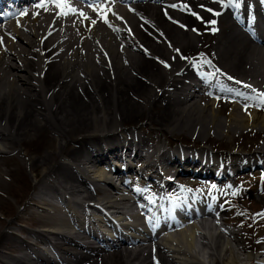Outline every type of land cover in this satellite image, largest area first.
Wrapping results in <instances>:
<instances>
[{"label":"bare ground","instance_id":"obj_1","mask_svg":"<svg viewBox=\"0 0 264 264\" xmlns=\"http://www.w3.org/2000/svg\"><path fill=\"white\" fill-rule=\"evenodd\" d=\"M244 2L235 9L212 0H100L68 18L39 14L34 5L11 10L0 26V155L19 159L33 187L16 210L0 172V264H259L257 254H238L246 248L215 218L178 224L158 241L151 216L165 191L173 199L174 171L185 182L222 169L220 154L172 149L171 137L195 134L206 146L212 135L229 138L253 125L264 131V108L246 99L252 89L264 93V27L249 33L254 39L238 33L241 23L249 26ZM98 4L112 27L92 11ZM172 4H187L204 22ZM250 10L249 22L262 24V8ZM212 19L215 34L205 23ZM225 80L237 89L217 91ZM27 144L34 156L24 159ZM245 162L220 176L250 171ZM110 170L131 172L125 191Z\"/></svg>","mask_w":264,"mask_h":264},{"label":"rangeland","instance_id":"obj_2","mask_svg":"<svg viewBox=\"0 0 264 264\" xmlns=\"http://www.w3.org/2000/svg\"><path fill=\"white\" fill-rule=\"evenodd\" d=\"M225 117L226 116H224L223 113L218 115V118L221 121H225ZM134 122L135 121H131L130 123L133 124ZM139 124H143V122L138 123V125ZM127 127L131 126L128 125ZM153 128L157 129L156 127ZM231 133L232 134L229 138L212 135L205 143L206 146H203V143H201L202 139L197 138L195 134H192V137L181 136L180 139H175L174 141L169 140L166 136L160 133H158V137L159 142L162 145L163 143L164 145L166 144V137L173 143L184 144L193 149L204 147L211 152L222 154L226 159L230 158L234 161L240 158L243 159L244 157H248L252 160V156L256 154L260 155V161H264V151H260L264 145V131L262 132L257 125L246 128V130L244 129L240 133H235V131H232ZM32 148L33 146L31 144H27L21 149V155L24 159L34 156V154H32ZM26 152L28 156L26 155ZM237 155L240 157H235ZM0 159L3 161H0L3 163V166L0 167V172H7L8 176L6 177V180L13 188L12 197H7V195L5 197L8 198L9 206L17 210L19 202L31 193L33 187L31 180L32 172L25 169L19 159L10 158L9 155H0ZM37 172L40 173L39 170ZM246 173L252 175L248 176L247 174L244 178L239 177ZM240 175H237L234 178V181L231 179L223 180L225 179L223 178L219 180L214 187H198L197 190L199 193L203 194L214 193L218 197L221 201L220 204L224 206V213L221 216V219L224 221V223L221 224L222 227L226 231L231 232L233 231V228L235 229L238 227L235 235L239 238L241 243L252 252L254 248L260 249L262 244L260 242L264 240V218L257 215L258 213L264 212V167L258 170L256 167H253L250 171H245L240 173ZM190 181L191 180H188V182ZM184 184L185 182L176 178L172 183L171 188H177L178 186L179 188H182ZM182 191L188 193L186 189H182ZM233 192L237 193V195H232ZM2 207L4 213L5 211L10 212L7 207ZM1 216L2 215L0 214V217ZM229 240L232 241L231 239ZM258 242L259 247L255 246V243ZM237 252L238 254L244 255L249 251Z\"/></svg>","mask_w":264,"mask_h":264},{"label":"snow or ice","instance_id":"obj_3","mask_svg":"<svg viewBox=\"0 0 264 264\" xmlns=\"http://www.w3.org/2000/svg\"><path fill=\"white\" fill-rule=\"evenodd\" d=\"M213 3H216L219 5L220 8H235V9H239L241 7V0H212ZM49 5H51L52 8L54 9H58V11L56 12V16L59 17H67L69 14H77V10L76 8L72 7L69 0H40V3H38L36 5L37 8H42L45 11H48L49 9ZM171 8L173 9H178L180 11H186L188 12L190 15L195 16V18L197 20H200L201 22L203 21V18L198 15L197 13L193 12L189 6L187 4H183V5H177V4H172L170 5ZM204 11L209 12L212 16L214 17H218L220 16L222 13L220 11L217 10H213L212 8H204L203 5L200 6ZM92 11L96 12L97 15L100 17V19L109 27H112L111 24L109 23L108 19H107V15L105 13V9L103 5H96L95 7L92 8ZM78 15L83 19V20H87L88 17L85 15V13L83 12H79ZM165 15L167 16L168 13L165 12ZM170 18V17H169ZM117 19H120V17H117ZM171 19V18H170ZM92 24L96 23V20H92L91 21ZM173 23H177L176 21L173 20ZM207 24V26L209 27L210 31L215 34L218 31V28L216 27L217 21L215 19L209 20L207 22H205ZM180 27H185L184 25H180ZM115 30V29H114ZM192 31H196L195 28L192 29ZM2 40H0V44H2ZM177 53L179 54V50H177ZM181 59H185V57L181 56ZM164 67H168L167 64H164ZM229 79H232L231 77H229ZM239 83V82H237ZM244 87H248L250 88V85H244ZM252 92L255 93L254 97H250V98H246V99H255L259 101V106L261 108H264V93L262 92H258L256 89H252ZM232 195H237V193L233 192ZM258 216H260L261 218H264V212L258 213Z\"/></svg>","mask_w":264,"mask_h":264}]
</instances>
